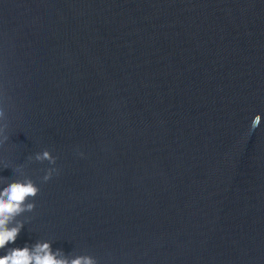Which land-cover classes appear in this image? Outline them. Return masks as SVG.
I'll return each instance as SVG.
<instances>
[{"label": "water", "instance_id": "95a60500", "mask_svg": "<svg viewBox=\"0 0 264 264\" xmlns=\"http://www.w3.org/2000/svg\"><path fill=\"white\" fill-rule=\"evenodd\" d=\"M0 264H264V0H0Z\"/></svg>", "mask_w": 264, "mask_h": 264}]
</instances>
